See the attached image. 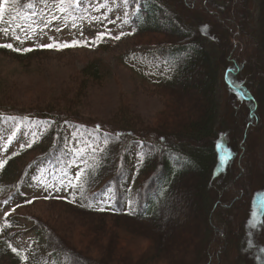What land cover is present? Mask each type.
<instances>
[{
  "label": "trees",
  "instance_id": "1",
  "mask_svg": "<svg viewBox=\"0 0 264 264\" xmlns=\"http://www.w3.org/2000/svg\"><path fill=\"white\" fill-rule=\"evenodd\" d=\"M35 2L12 0L13 16L26 18ZM243 2L130 0L129 7L136 9L129 23L131 30L137 36L163 35L165 42L143 54H123L120 60L157 90L163 108L152 124L144 125L138 115L121 105L107 120L115 130L103 133L99 149L87 153L67 150V131L75 128L85 135L89 127L78 113L61 109L64 106L32 105L16 112L0 102V124L17 125L31 119L40 129L37 135L31 134L34 139L28 144L1 161L0 206L22 198V189L29 186L39 168L58 169L62 161L79 166L81 179L74 181L79 205L48 198L43 202L54 207L53 217L41 218L34 212L24 216L44 235L38 246L31 244L35 247L33 263L248 264L253 257L264 264V207L252 208L255 218L248 231L250 242L245 238L248 210L256 198L254 181L259 177L264 182V70L256 75L251 88L243 87L240 71L256 45L240 26ZM261 4L264 14V0ZM68 11L76 10L69 6ZM261 43L264 48V34ZM40 53L32 50L21 56L0 47L1 56H13L17 61ZM99 66L94 61L82 74L103 81L109 72ZM221 88L229 92L230 103L223 105ZM89 132L97 135L95 130ZM134 157L137 161L131 165ZM52 178L57 175L44 182ZM229 183H233L232 191ZM102 195L112 198L109 207V203L94 201ZM186 195L194 198L189 204L194 206L193 223L190 232L172 244L168 218L178 211L179 200ZM22 201L4 219L5 245L10 244L14 231L23 228L12 212L34 204L20 206ZM62 214L80 218L69 220ZM118 228L129 236L147 239L149 249L129 254L126 240L116 233ZM162 229L170 234H160ZM88 238L91 241L84 244L82 240ZM116 256H122L124 262ZM0 264L20 263L10 248L3 247Z\"/></svg>",
  "mask_w": 264,
  "mask_h": 264
},
{
  "label": "rangeland",
  "instance_id": "2",
  "mask_svg": "<svg viewBox=\"0 0 264 264\" xmlns=\"http://www.w3.org/2000/svg\"><path fill=\"white\" fill-rule=\"evenodd\" d=\"M129 2L130 0H63L62 3L61 0H36L32 12H29L26 18L13 16L12 0L5 3L3 6L5 16L3 15L0 21V29L9 28L10 31L7 35L0 31V45L11 44L13 46L11 49L21 56L32 50L42 53L21 58V62L13 56L0 55V102H5L16 112L24 110L27 106L43 104L48 107L64 106L61 109L66 108L72 110V113L73 111L78 113L83 122L87 123L89 131L95 130L97 135L89 131L84 135L75 128L69 129L66 148L73 153H87L99 149L103 145V133L115 130L108 126L107 120L121 105L138 115L142 124H152L163 108L161 95L156 89L142 82L139 73H131L122 64L120 57L126 53L143 54L155 49L157 44L164 43L165 39L160 34L137 36L131 30L129 23L136 9L129 7ZM261 2L262 0H244L239 10L242 31L256 43L253 56L240 71L241 83L248 89L253 86L256 75L264 70V48L261 43L264 34V14L261 12ZM69 6L76 11L69 12ZM98 34H104L103 38L97 39ZM17 36L19 39L15 38ZM116 36L120 39H115ZM73 41L79 42V46L42 47L46 44H72ZM94 61L100 62V66H105L109 72L103 81L86 79L82 74L83 69ZM221 92L224 98L223 105L225 102L230 103L227 89L221 88ZM27 121L17 125L0 124V162L34 139L31 134L39 133L40 129L32 125V120ZM218 149L222 153L221 148ZM136 161L134 157L130 164L134 165ZM78 170L79 166L65 161L61 162L58 169L39 168L30 180L29 186L22 189V198H15L9 206H0V251L3 247L10 248L20 264H41V260L32 262L35 247L31 244L38 246L39 242L42 243L44 235L30 222H26L24 216L26 212H34L41 218L47 215L51 217L54 207L43 202L48 198L79 205L80 201L77 199L79 190L74 184ZM54 175H57V179L52 178L51 182H44V179ZM228 189L231 191L234 189L233 183L228 184ZM253 189V197L256 198H253L254 202L248 210L246 220L249 226L245 230L246 237L244 235L248 243L251 240H248V236L251 235L248 231L253 228L250 224L255 218L253 213L255 206L264 207V182L259 177H256ZM22 199L20 206L24 203L34 204L26 210L16 209L12 212L23 228L19 233L14 231L15 235L10 244L5 245V238L2 237L4 219ZM193 199L192 195L180 198L176 208L178 211L168 218L173 229L170 236L172 244L180 242L182 236L190 232L194 206L189 204ZM94 201L109 203L106 205L109 207L112 198L102 195L96 197ZM65 216L69 220L76 217L62 214V218ZM76 218L79 219L80 216ZM90 221L96 222L95 219ZM116 233L120 239L126 240L125 244L131 250L129 254H142L149 249L150 244L143 237L129 236L122 228H118ZM167 233L170 234L167 230L160 231L163 235ZM77 241L76 238L75 243L79 244ZM82 241L87 244L91 239ZM119 244H122L120 240ZM109 248L112 250L111 246ZM117 259L120 263L124 262L122 256ZM247 262L260 264L253 257Z\"/></svg>",
  "mask_w": 264,
  "mask_h": 264
},
{
  "label": "snow or ice",
  "instance_id": "3",
  "mask_svg": "<svg viewBox=\"0 0 264 264\" xmlns=\"http://www.w3.org/2000/svg\"><path fill=\"white\" fill-rule=\"evenodd\" d=\"M9 0H0V21H2L3 19V15H4V11H3V6L5 3H8ZM61 2L63 3V0H61ZM61 11H63V9H61ZM0 31H3L6 35L8 34V32L10 31L9 28H3L0 29ZM104 34H98L97 39H102ZM16 39H19V37H15ZM115 39H120L119 36H116ZM72 46H79V42L73 41L72 44H60V45H56V44H46V45H42V47H46V48H64V47H72ZM0 47H5V48H9L11 49L13 46L11 44H4V45H0ZM4 162H0V166L3 165ZM81 179L80 175H77L76 180L79 181ZM103 210V209H100ZM13 251L15 252L16 249H13Z\"/></svg>",
  "mask_w": 264,
  "mask_h": 264
}]
</instances>
